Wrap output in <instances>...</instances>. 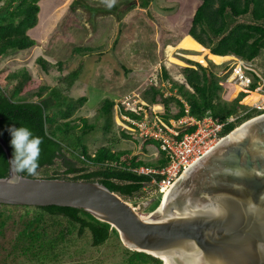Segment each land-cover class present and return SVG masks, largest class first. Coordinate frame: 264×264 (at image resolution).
I'll list each match as a JSON object with an SVG mask.
<instances>
[{"label": "rangeland", "instance_id": "374dc122", "mask_svg": "<svg viewBox=\"0 0 264 264\" xmlns=\"http://www.w3.org/2000/svg\"><path fill=\"white\" fill-rule=\"evenodd\" d=\"M141 1L117 0L109 9L101 0H39L37 22L27 30L35 43L22 50H10L0 57V73L25 69L31 79L29 92L44 87L42 95H53L52 110L65 109L72 101L71 114L66 118L57 115V121L70 120L78 125L70 131V141L80 134V117L93 124L91 130L80 136L89 153L108 145L112 149H129L131 154L145 161H155L159 156L157 149L150 144L142 147L145 129L137 125L144 121L150 127L162 121V105L154 107L140 100L149 84L160 86L165 95L169 94L170 84L163 79L162 69L173 80L184 82L181 67L199 62L223 77L222 100L233 99L240 89V85L230 81L239 57L212 55L208 48L196 44L186 34L200 0H149L145 7L140 6ZM3 5L1 0L0 8ZM75 46H88L90 50L73 52ZM39 56L47 62L45 70L36 60ZM248 63L264 79V48ZM75 69L77 78L70 81L66 75ZM17 79H9V86ZM81 96L86 98L78 103ZM105 97L114 99L107 131L103 129L104 116L99 110ZM120 99L127 100L130 108L141 112L140 121H131L121 113ZM170 109L176 110L173 105ZM169 122L176 128L186 125L176 120ZM122 131L133 137H124ZM76 155L78 151L64 149L53 165L40 168L36 176L45 177L55 171L61 175L66 168L64 161L82 166ZM141 190L143 192L125 199L136 205L142 214L147 212L146 201L160 199V196L154 186ZM19 210L16 208L14 213ZM17 229L18 223L9 220L0 233V264H122V246H126L119 237L111 236L103 244L94 246L87 232L72 234L53 260L43 262L12 251Z\"/></svg>", "mask_w": 264, "mask_h": 264}, {"label": "trees", "instance_id": "16d2710c", "mask_svg": "<svg viewBox=\"0 0 264 264\" xmlns=\"http://www.w3.org/2000/svg\"><path fill=\"white\" fill-rule=\"evenodd\" d=\"M1 1V0H0ZM0 8V57L10 50H22L35 43L27 33V29L37 22L39 0H3ZM149 0H142L140 6L145 7ZM186 34L193 41L209 49L215 56L234 55L244 60H252L264 48V0H200L195 7ZM73 52L84 53L90 50L88 46H75ZM42 69H46V60L37 57ZM194 66L181 67L184 82L173 80L165 69H162L163 79L169 82L168 92L164 94L160 86L149 84L142 92L141 97L147 104L159 103L164 112L162 121L179 120L183 116L201 119L210 114L224 120L231 114L244 111L246 105L256 101L260 96L253 91L258 77L247 86L240 88L233 99L224 101L220 97L223 87V77H219L213 70L199 62H192ZM78 70L68 73L67 78H77ZM9 86V79L17 78ZM30 76L25 69L10 74L0 73V135L10 146V126L21 125L30 128L34 135L43 138L40 168L50 167L63 154L64 149L71 152L78 151L76 158L82 166H73L64 161L66 168L60 175L56 171L45 177H64L69 179L96 180L107 188L117 192L125 199L135 193L143 192V184L149 182L151 176L159 179L156 174L137 173L132 168L139 166L162 167L168 162L164 151L160 148L159 140L145 135L141 145H152L157 149L159 156L155 161H145L129 149H112L108 145H101L93 153L81 142L80 136L93 128L85 117H80V134L70 141V131L76 128V123L70 120L57 121L68 117L74 105L67 103L65 109L52 110V96L42 95L44 87L29 92ZM264 80V79H263ZM25 92L27 94H22ZM86 97L77 99L81 103ZM59 104V103H58ZM114 99L105 97L100 106V113L104 116L103 129L109 130L112 119ZM173 105L176 110L171 111ZM122 114L134 120H140L141 112L120 109ZM262 111L250 109L237 118L233 123L224 127V134L245 119ZM195 125L177 127L178 135L192 131ZM124 137H133L122 131ZM73 155V154H72ZM73 175H67V174ZM7 174V160L0 146V177ZM26 176V173H21ZM36 176V175H35ZM126 200V199H125ZM159 198L153 199L147 211L158 204ZM19 208L16 214L14 210ZM12 220L18 223V229L11 243L12 251L25 257L39 261L53 260L63 248L72 234L81 235L87 232L91 244L98 246L109 237L118 239L117 231L107 222L93 217L85 210L71 206L60 205H8L0 204V233L7 222ZM11 251V252H12ZM158 257L143 251H136L122 246V264H160Z\"/></svg>", "mask_w": 264, "mask_h": 264}, {"label": "water", "instance_id": "95a60500", "mask_svg": "<svg viewBox=\"0 0 264 264\" xmlns=\"http://www.w3.org/2000/svg\"><path fill=\"white\" fill-rule=\"evenodd\" d=\"M0 146L7 160L0 204L81 208L160 264H264V111L218 139L142 214L96 180L20 174L15 183L1 135Z\"/></svg>", "mask_w": 264, "mask_h": 264}, {"label": "built area", "instance_id": "2783aa9c", "mask_svg": "<svg viewBox=\"0 0 264 264\" xmlns=\"http://www.w3.org/2000/svg\"><path fill=\"white\" fill-rule=\"evenodd\" d=\"M253 75L258 77L253 91L260 97L256 101L249 103L244 111L231 114L224 120L213 117L210 114L203 116L201 119H194L187 115L183 116L179 120H176V122L186 125L194 124L195 128L192 131L184 132L181 136H177L178 130L176 127L170 125V122L166 123L159 120L160 124L156 123L150 127H147L144 121L139 122L137 126L145 129L142 133L159 140L160 148L168 158V162L162 167L156 168L142 165L137 168H132V170L137 173L158 174L161 176L159 179H156L155 176H151L149 182L143 184V190H146L149 186H154L158 195H162L164 187H171L192 161L203 154L224 135V127L226 125L235 122L238 117L250 109L264 111V80L249 65L248 60L239 58L237 65L233 69L230 81L235 82L237 85H240V88H243L252 82L254 79ZM124 102H126V104ZM120 104H122L124 110H131L138 113L136 108H130L127 105V100L120 99ZM128 118L131 119V121L134 120L130 117Z\"/></svg>", "mask_w": 264, "mask_h": 264}, {"label": "clouds", "instance_id": "9594fccd", "mask_svg": "<svg viewBox=\"0 0 264 264\" xmlns=\"http://www.w3.org/2000/svg\"><path fill=\"white\" fill-rule=\"evenodd\" d=\"M101 2L109 9L115 6L117 0H101ZM10 134V146L13 149L12 158L8 161L14 174L13 180L19 183L22 179L21 173L35 176L37 169L40 167L39 159L41 155V144L43 138L33 134L32 130L27 126L19 127L10 126L8 128Z\"/></svg>", "mask_w": 264, "mask_h": 264}, {"label": "bare ground", "instance_id": "6f19581e", "mask_svg": "<svg viewBox=\"0 0 264 264\" xmlns=\"http://www.w3.org/2000/svg\"><path fill=\"white\" fill-rule=\"evenodd\" d=\"M154 106L158 107L157 105H154ZM169 189H170V187H168V186L163 188V193H162V195H160L161 199L165 196V194L169 191ZM159 201H160V199H159ZM162 259H163V257H162ZM163 264H170V263L167 260L163 259Z\"/></svg>", "mask_w": 264, "mask_h": 264}, {"label": "crops", "instance_id": "0c3cea01", "mask_svg": "<svg viewBox=\"0 0 264 264\" xmlns=\"http://www.w3.org/2000/svg\"><path fill=\"white\" fill-rule=\"evenodd\" d=\"M27 30H28V29H27ZM27 33H28V31H27ZM112 99H113V98H112ZM141 99H142V98H140V100H141ZM142 100H143V99H142ZM141 102H145V101L143 100V101H141ZM145 104H146V103H145ZM152 105H153V106H154V105H157L158 107H160L161 104L156 103V104H152ZM154 107H155V106H154Z\"/></svg>", "mask_w": 264, "mask_h": 264}]
</instances>
